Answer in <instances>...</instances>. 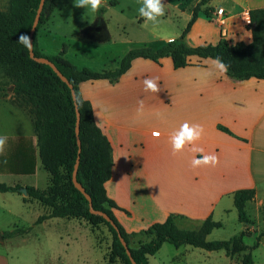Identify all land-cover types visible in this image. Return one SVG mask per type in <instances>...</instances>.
Here are the masks:
<instances>
[{"label":"crops","instance_id":"0c3cea01","mask_svg":"<svg viewBox=\"0 0 264 264\" xmlns=\"http://www.w3.org/2000/svg\"><path fill=\"white\" fill-rule=\"evenodd\" d=\"M199 1L162 0L166 6L165 16L159 24L153 25L139 16L142 0H104L96 13L75 7V0H54L53 10L38 29L37 47L48 55L57 54L64 48V57L72 63L66 45L68 38L83 44L93 41L112 44L109 25L126 28L129 19L152 35L145 41L151 44L179 38L191 19L190 28L183 37L189 45L216 44L221 37L239 46L251 41L248 12L264 8V0H208L194 17L193 10ZM218 7L223 8V25L215 15ZM206 9H210L209 17L203 13ZM176 18H185L186 23L174 32L173 20ZM188 60L190 64L184 67L212 66L209 57L190 55ZM184 67L173 68L182 70ZM162 69L156 62L137 57L117 81L102 78L79 83L82 97L92 105L95 123L111 144L113 166L104 187L107 196L119 207L113 209L119 223L128 233L140 231L167 214L165 208L171 205L172 193L177 196L172 200L177 203L176 212L201 223L208 215L212 216L218 206L225 211L231 210L229 204H233L236 189L254 188L253 200L257 204L263 203L264 79L235 80L226 74L213 73L209 77L213 92L207 97L210 107H206V97L199 96L200 100L195 102L189 92L182 90H167L163 94L165 99L158 93L145 92L143 81L156 78L151 74L161 73ZM13 99L9 90L5 96L0 95V109L11 111L14 116L5 129H0V135L8 136L5 153L0 156V182L43 189L49 176L39 156L32 115ZM140 100L144 102V115L136 118ZM185 122L203 127L202 137L196 142L203 153L191 152L192 145H188L173 154L171 135ZM153 132H159V137H154ZM211 154H216L219 159L215 167H192L194 157ZM173 177L180 180H177L180 188L170 187ZM22 198L40 205L42 213L46 211L40 202L28 199L26 195ZM79 220L52 217L11 246L0 244V264H12V254L21 260L18 264H41L40 259L42 264H101L98 252L101 247L95 232ZM68 231L73 234L70 246L62 237ZM166 243L148 257V263ZM182 246L175 248L167 264H188L187 259L196 254L202 255L201 260L216 257L212 253L217 250H206L207 254H201L194 250L180 251ZM217 255L212 264H241L235 257ZM222 257L226 259L223 263Z\"/></svg>","mask_w":264,"mask_h":264},{"label":"trees","instance_id":"16d2710c","mask_svg":"<svg viewBox=\"0 0 264 264\" xmlns=\"http://www.w3.org/2000/svg\"><path fill=\"white\" fill-rule=\"evenodd\" d=\"M40 0H8V9H0V65L11 80L15 103L25 108L32 115L33 130L39 156L49 179L45 188L25 186L28 199L40 202L46 211L40 214L34 224H39L52 217L77 218L84 220L94 231L99 223H104L111 234V244L103 256L104 264H132L125 247L119 240L121 234L131 257L136 264H149L148 257L153 255L164 242L175 247L191 245L207 251L223 250L225 255L233 257L242 253L241 264H255L252 254L258 242L249 245L244 242L248 230L228 239L208 240L207 236L215 228L222 226L221 221L208 215L196 229L180 228L175 223V215L170 214L162 222H155L149 227L128 233L113 213L119 208L105 191L104 183L111 176L113 158L111 144L100 127L95 123L92 105L82 97L79 83L92 79H108L111 82L130 67L137 57L148 58L158 62L160 58L171 57L174 68L189 65L188 56L203 58L219 57L228 65L226 75L235 80L250 77L264 79V8L249 10V27L251 41L245 46L233 44L221 37L216 44L189 45L183 40L188 32L192 19L188 22L179 38L163 41L157 47L143 44L129 49L118 61L114 69L92 71L85 67H77L64 57V48L57 54H44L37 47V32L44 19L54 8V0H45L38 23L33 34V53L36 57L49 59L71 83L75 92V102L71 89L62 81L56 72L46 63L34 61L29 51L18 43L19 36L29 32ZM208 0H200L194 7V17L201 5ZM209 17L210 9L204 10ZM8 85L0 83V95L5 96ZM79 111L80 152L76 179L91 197L92 207L106 213L115 223L114 228L109 221L100 215L90 212L89 202L84 194L74 186L72 173L78 156L76 139V111ZM220 128L231 133L227 128ZM20 185H7L0 182V191H19ZM255 196L254 188H240L233 191V205L239 221L249 222L246 205ZM26 199V198H25ZM264 210V202L262 204ZM32 226H16L3 231V240L22 236ZM117 229V230H116ZM118 231V232H117ZM95 232V231H94ZM145 235L146 240H138L136 247L130 246L131 235ZM264 236V231L258 235ZM105 256L107 260L105 261Z\"/></svg>","mask_w":264,"mask_h":264},{"label":"rangeland","instance_id":"374dc122","mask_svg":"<svg viewBox=\"0 0 264 264\" xmlns=\"http://www.w3.org/2000/svg\"><path fill=\"white\" fill-rule=\"evenodd\" d=\"M0 9L7 10L8 9V0H0ZM173 28L172 31H176L178 27H183L185 22V18H176L173 20ZM207 26V25H206ZM208 27V26H207ZM111 36L110 42L112 44L107 43L106 41H93L91 44H83L79 40H74L72 38H68L66 40V45L69 48L70 54L69 59L72 61L74 65L77 67H85L92 71H101L102 69H114L118 65L119 59L131 48L137 47L143 44L150 45L152 47H157L160 43L151 44L147 41L152 37V35L143 29H139L138 26L134 23L133 20H126V28H115L114 25H109ZM118 42V43H115ZM52 46H54L52 44ZM195 58V57H194ZM151 60L145 58V60ZM160 60V59H159ZM211 60V59H210ZM153 61V60H151ZM156 62V61H153ZM159 66L163 67L161 73H153L151 76L156 77L158 84L160 86L159 95H163L167 92V90H174L175 92H179L180 90L189 92L191 94V98H194L195 102H198L200 99L199 96L206 97L205 106L210 107L208 101V94L213 92L211 80L209 76L206 75L207 70H211L212 73L218 74V71L213 68L211 65L207 66H188L184 67V69H174L171 67V61L169 57H164L161 61L156 62ZM161 71V70H160ZM0 83L5 85L11 84L10 78L6 75L5 69L0 65ZM12 92V90H9ZM80 91V88H79ZM92 92V90H89ZM100 91V90H99ZM8 93V91H7ZM81 93V92H80ZM94 93V92H92ZM165 99V96L163 95ZM167 99V98H166ZM14 120V116L11 111H7L6 109H0V129H5L7 127V122H11ZM179 179L176 177L172 178L170 187L172 188H180L181 185L178 183ZM115 181L117 179L115 178ZM180 181V180H179ZM175 192V191H174ZM171 193V192H169ZM175 194V195H174ZM22 193L20 191L14 192H1L0 191V232L11 230L16 226L28 227L32 226L30 231L35 230L39 226L43 224H34L36 218L42 214L40 209V205H36L35 203H29L28 201H24L22 198ZM174 200H176V193H172ZM170 196V195H169ZM173 198L170 196V204L166 205L167 214L164 215L143 226L141 230L149 227L151 224L155 222H162L166 219V217L170 214L175 215V223L180 228L187 229H196L201 224L200 221L187 219L183 213L176 212L177 203L173 202ZM111 199V198H110ZM257 201V200H256ZM262 204H257L255 200L249 201L246 205V211L249 217L248 223H243L239 221L237 216V211L232 204H229L231 210H223L218 206L212 215V218L217 221H221L222 226L219 228H215L211 231V233L207 236L208 240H218V239H228L233 235L239 234L242 230H248V235L244 237V242L252 245L254 242H258V245L255 249H253L252 254L254 257L255 264H264V236L258 235L264 231V210L262 209ZM122 210L128 212L127 210L121 208ZM80 222H85L84 220H79ZM86 223V222H85ZM86 225H88L86 223ZM89 226V225H88ZM95 236L97 238V242L101 249L98 251L101 257V264H104L103 255L108 252V249L111 244V234L108 231L107 226L104 223H99L95 228ZM36 236V235H35ZM21 236L14 237L11 239H5L0 241V244L4 246H11L15 243ZM63 239L66 241L65 243L70 246V240L73 238V234L68 231L62 235ZM147 237L145 235L137 234L130 236V246L136 247L138 245V240H146ZM173 245L166 243L165 247L160 250L156 255L151 256L149 258L150 264H167V259L176 249ZM180 251L194 250V252H201V254H207L206 250L196 249L189 245H184L180 247ZM13 251V250H12ZM213 256L211 260H201L202 255H192L188 260V264H212L213 261L217 259V254L225 253L223 250L213 251ZM107 255V254H106ZM242 253H237L233 257L237 260H241ZM12 264H18L21 260H18L12 254ZM107 260V256H105V261ZM224 257H222V263L225 261ZM41 262L42 260H38ZM117 264H120L117 261Z\"/></svg>","mask_w":264,"mask_h":264},{"label":"clouds","instance_id":"9594fccd","mask_svg":"<svg viewBox=\"0 0 264 264\" xmlns=\"http://www.w3.org/2000/svg\"><path fill=\"white\" fill-rule=\"evenodd\" d=\"M104 3V0H75V7L86 9L92 13H96L100 10ZM166 6L162 0H142V5L139 7V16L145 20V22H151L153 25H157L161 22V18L165 16ZM250 23V20L248 21ZM18 43L23 45L29 52L33 49V43L31 37L26 34H21L18 39ZM211 59V58H210ZM211 64L221 74H226L228 71V65L225 64L219 57L211 59ZM207 76H212L211 70H207ZM144 91L152 93H158L160 86L156 78H147L143 81ZM144 115V102L138 101V107L136 109V118H140ZM159 116L160 113H157ZM204 129L201 125H189L187 122L183 123L178 131L172 133L170 142L173 149V154L183 151L186 146L192 145L190 151L193 153H203V149L196 146V142L202 137ZM159 132H153L154 137H159ZM8 142L7 135H0V156L5 153L6 145ZM3 163H7L6 160ZM219 163L218 156L216 154L201 155L199 158H193L191 161L192 167L212 166L215 167ZM108 183V182H106Z\"/></svg>","mask_w":264,"mask_h":264},{"label":"water","instance_id":"95a60500","mask_svg":"<svg viewBox=\"0 0 264 264\" xmlns=\"http://www.w3.org/2000/svg\"><path fill=\"white\" fill-rule=\"evenodd\" d=\"M44 1L45 0H40L39 1V4H38V7L36 9V14L34 16V19H33V22H32V26H31V29H30V32H29V37H31V40H32V43H33V34L35 32V28H36V25L38 23V20H39V17H40V13L42 11V8H43V4H44ZM29 56L36 62H40V63H46L48 65L51 66V68L56 72V74L61 78L62 81L66 82L67 85L69 86V88L71 89V94H72V98L75 102V92L72 88V85L71 83L67 80V78L58 70V68L54 65L53 62H51L49 59L47 58H44V57H36L34 56V53H33V49L31 52H29ZM8 90H13V87L10 86L8 87ZM75 111H76V126H75V131H76V139H77V145H78V156H77V159H76V162H75V165H74V170H73V173H72V181H73V184L76 188H78L83 194L84 196L86 197V199L88 200L89 202V210L91 213L93 214H96V215H100L102 217H104L107 221H109L111 223V225L116 228V225L115 223L110 219V217L102 212V211H99V210H95L93 207H92V203H91V197L89 196V194L87 192H85L84 188L80 185V183L77 181L76 179V172H77V167H78V162H79V152H80V139H79V136H78V133H79V111L77 109V105L75 103ZM19 191L23 194V195H26V188L25 187H20ZM117 230V229H116ZM118 232V231H117ZM118 237H119V240L120 242L122 243V245L125 247L126 249V253L127 255L129 256L132 264H136L135 261L133 260V258L131 257V253L129 251V248L127 246V243L125 242V240L123 239V237L121 236V234L118 232ZM0 241H3V237H2V233L0 232Z\"/></svg>","mask_w":264,"mask_h":264},{"label":"built area","instance_id":"2783aa9c","mask_svg":"<svg viewBox=\"0 0 264 264\" xmlns=\"http://www.w3.org/2000/svg\"><path fill=\"white\" fill-rule=\"evenodd\" d=\"M215 15L218 16V22L220 25H223L224 24V17H223V8L221 7H218L216 10H215Z\"/></svg>","mask_w":264,"mask_h":264}]
</instances>
